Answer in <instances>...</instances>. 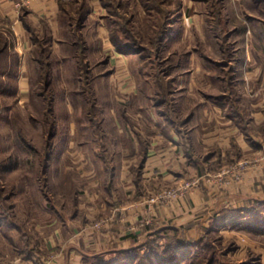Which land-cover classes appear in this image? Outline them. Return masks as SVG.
Listing matches in <instances>:
<instances>
[{"label":"rangeland","instance_id":"obj_1","mask_svg":"<svg viewBox=\"0 0 264 264\" xmlns=\"http://www.w3.org/2000/svg\"><path fill=\"white\" fill-rule=\"evenodd\" d=\"M192 1L195 6L186 18L185 38L180 31L168 44L159 46L157 36L165 15L157 22L147 13L137 19V28L127 33L130 41L138 43L130 49L132 55L107 61L108 52L93 25L87 36L95 43L88 56L92 73H81L82 68L65 60L58 62L69 54L62 47L53 48L55 64L49 72L52 75L47 76L46 53L41 54L37 45L25 51L27 33L9 3L0 0V264H20L31 250L36 251L40 240L54 238L56 231L62 240L69 239L72 230L66 222L75 215L82 216L90 204L85 188L93 182L101 186L106 176L99 157L100 131L108 135L116 169H121L123 160L135 158L130 138L120 149L116 144L120 131L115 120L123 118L124 109L144 136H156L162 133L163 112L174 116L168 87L184 85L177 94L181 117L198 109L205 95L231 89L232 69L236 67L231 59L241 48L243 27L253 28L258 18L264 21V0ZM261 48L264 53V46ZM189 54L213 57L216 62L188 61ZM188 72L193 74L190 79ZM156 103H163L161 111ZM203 120L201 114L193 118V122ZM133 128L127 126L122 134L131 135ZM56 134L60 137L54 144ZM52 149L55 152L50 157ZM168 184L163 179L157 181L159 187ZM117 187L121 197L120 180ZM161 195L159 201L174 192ZM246 222L226 223L206 231L199 245H189L191 254L181 264H264V227L257 221ZM94 227L100 229L102 221L95 222ZM172 241L177 239L161 240L162 244L152 250L147 247L136 264H164L163 250L171 247ZM48 244L49 250L43 246L39 255L62 250L54 240ZM154 247L160 249L157 256L149 254L155 252ZM56 258L55 254L51 260ZM75 262L108 264L96 253Z\"/></svg>","mask_w":264,"mask_h":264},{"label":"crops","instance_id":"obj_2","mask_svg":"<svg viewBox=\"0 0 264 264\" xmlns=\"http://www.w3.org/2000/svg\"><path fill=\"white\" fill-rule=\"evenodd\" d=\"M18 1L5 0L27 33L25 51L37 45L41 54L46 53L47 76L52 75L49 72L55 64L53 48L62 47L69 54L58 62L65 60L82 68L81 73L91 72L88 56L95 43L87 36L93 25L108 52L107 61L123 60L132 55V50L118 46L138 44L127 36L129 30L137 28L138 18L148 13L157 21L165 15L157 36L159 46H164L180 31L183 38L187 36L186 18L195 6L192 0H35L18 8ZM259 20H254L253 28L243 27L241 48L231 59L236 67L232 69L230 90L202 96L199 108L181 117L177 94L184 85L172 84L168 96L174 116L163 112L162 133L156 136H144L124 109L123 118L115 120L120 131L116 144L120 149L130 138L135 158L123 160L121 169L112 162L114 153L107 144L108 135L100 131L99 157L106 170L101 186L93 182L85 188L90 204H82V216L75 215L66 222L72 230L68 240H62L56 231L54 238L40 240L36 251L31 250L20 264H77L76 258L92 253L102 254L108 264H136L144 249L152 250L162 244L161 240L175 237L196 247L206 231L248 221L246 212L257 203L264 204V21ZM254 34L259 39L253 38ZM212 58L187 55L188 61L201 63L216 62ZM187 74L189 79L193 75ZM158 105L161 111L163 103ZM199 114L204 120L193 122ZM127 126L134 127L131 135L122 134ZM59 137L54 136V144ZM54 150H50V157ZM160 179L169 186L159 187ZM119 180L124 192L121 197L117 194ZM164 191L174 195L159 201ZM97 221H102L98 230L94 227ZM53 240L62 250H50V256L39 255L43 246L49 250L48 242ZM55 254L57 258L51 260Z\"/></svg>","mask_w":264,"mask_h":264},{"label":"trees","instance_id":"obj_3","mask_svg":"<svg viewBox=\"0 0 264 264\" xmlns=\"http://www.w3.org/2000/svg\"><path fill=\"white\" fill-rule=\"evenodd\" d=\"M162 32V30L160 31ZM128 33V32H127ZM135 46V45H134ZM132 45L125 47L124 45H119L118 48L121 50H130L133 49L132 47H134ZM50 155V153H48V156ZM247 217H248V222L247 223H251L252 221L257 223H260L259 227H264L263 223H264V204H255L254 206H252L247 212ZM256 220V221H255ZM12 228H15V226L13 225ZM172 244V245H171ZM171 247H166L164 248L163 252L166 254L163 258L162 261L164 262V264H181L182 261H185L189 258L190 256V246L187 245L185 242H182L180 240H177L176 242L172 241V243H170ZM155 247H159V245L155 246ZM154 247V251L153 254H155L157 256V252H159L157 248L155 249ZM169 249V250H168ZM166 250V251H165ZM188 251V252H186ZM188 253V254H186ZM149 258L147 259H152V257L148 256ZM141 258V257H140ZM138 262V261H137ZM162 262V263H163Z\"/></svg>","mask_w":264,"mask_h":264},{"label":"built area","instance_id":"obj_4","mask_svg":"<svg viewBox=\"0 0 264 264\" xmlns=\"http://www.w3.org/2000/svg\"><path fill=\"white\" fill-rule=\"evenodd\" d=\"M33 1H35V0H19L18 3H17V7L20 8V7H23V6H27ZM161 196H164V195H161ZM169 196H171V195H169Z\"/></svg>","mask_w":264,"mask_h":264}]
</instances>
